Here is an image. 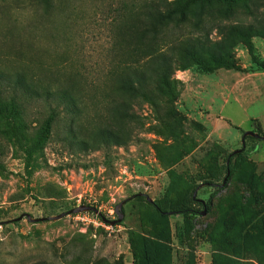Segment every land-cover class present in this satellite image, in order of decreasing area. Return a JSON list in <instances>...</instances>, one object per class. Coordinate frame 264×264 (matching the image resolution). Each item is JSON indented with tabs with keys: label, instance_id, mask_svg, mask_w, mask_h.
I'll return each mask as SVG.
<instances>
[{
	"label": "rangeland",
	"instance_id": "1",
	"mask_svg": "<svg viewBox=\"0 0 264 264\" xmlns=\"http://www.w3.org/2000/svg\"><path fill=\"white\" fill-rule=\"evenodd\" d=\"M135 2L0 0V91L5 97L19 92L31 135L51 106L61 116L37 154L39 166L31 178L21 151L0 125L5 166L0 170V264H135L130 228L157 246L162 264H264V140L242 141L249 130L264 134V67L253 61L245 43L235 49L238 68L206 63L177 70L174 99L155 103L157 108L136 106L139 118L130 124L113 120L123 145L88 150L69 145L63 105L42 88L39 95L29 91L28 84H59L87 100L91 80L112 60L130 56L122 26ZM234 10L233 22L253 24L255 55L264 60V0H235ZM19 74L24 87L16 82ZM168 108L176 111L177 137L160 129L157 110ZM214 143L229 152L244 151L227 187L197 189L207 214L161 217L133 197L141 192L152 199L189 198L208 169L223 162L208 152ZM122 201L124 220H104L117 218ZM81 204L97 207L103 216L84 211L57 220L28 219Z\"/></svg>",
	"mask_w": 264,
	"mask_h": 264
},
{
	"label": "trees",
	"instance_id": "2",
	"mask_svg": "<svg viewBox=\"0 0 264 264\" xmlns=\"http://www.w3.org/2000/svg\"><path fill=\"white\" fill-rule=\"evenodd\" d=\"M43 1L49 3L50 0ZM234 5L235 0H136L133 8L127 10L128 19L122 26V34L129 37L125 42L127 51L124 52L130 56L112 60L101 77L91 80L92 95L87 100L79 90L59 84H28L29 91L39 95L42 88L49 94L53 93L63 105L69 116L64 136L69 145L79 150L123 145L124 135L113 120L120 119L130 124L139 118L136 106L150 103L157 108L155 103L174 99L180 83L175 77L177 70L206 63H212L215 69L238 68L235 49L240 43H245L253 61L264 67V60L255 55L252 42L255 28L253 24L232 21ZM23 79L24 76L19 74L16 82L22 84ZM86 101L92 106V112ZM25 109L17 90L7 97L0 91V125L21 151L26 177L31 178L39 166L37 154L61 116L58 107L51 106L41 127L31 135L25 121ZM157 119L161 131L178 136L173 108L165 112L157 110ZM245 139L257 141L260 138L248 135ZM233 151L229 152L219 143L209 146L208 152L217 154L223 162L217 160L208 169L204 181L197 184L187 199L150 201L141 192L133 197L145 202L161 217H191L203 214L204 210L207 214L208 204L194 193L204 184L217 185L222 189L228 186L244 148L239 153ZM4 169L0 161V170ZM219 181L221 183H217ZM128 232L135 264H162L157 256V246L152 241L143 239L133 228Z\"/></svg>",
	"mask_w": 264,
	"mask_h": 264
},
{
	"label": "water",
	"instance_id": "3",
	"mask_svg": "<svg viewBox=\"0 0 264 264\" xmlns=\"http://www.w3.org/2000/svg\"><path fill=\"white\" fill-rule=\"evenodd\" d=\"M254 136V137H257V138H260L262 140H264V134H261L257 131H254V130H249L247 132L244 133L243 135V138H242V141H243V145L245 143V137L246 136ZM243 148H237L235 149L233 152L234 153H239L242 151ZM197 194V191H195L194 195ZM148 199L150 201H154V199H152L150 196H148ZM203 202H205V200H202ZM125 201H122L120 202L119 204H117L116 206V214H117V218L115 220H109L108 218H106L105 216H103V213L95 206H92V205H87V204H81L79 206H76L68 211H64V212H61L60 214L58 215H55V216H49V217H45V218H34L32 217L31 215H28V219L32 222H37L39 220H45V219H53V220H57V219H60L62 217H64L65 215L67 214H70V213H79V212H84V211H94L96 212L97 214L103 216V219L112 223V224H117V223H120L124 220V217H125V213L123 211V205H124ZM203 214H206V210L203 211ZM22 218V217H20Z\"/></svg>",
	"mask_w": 264,
	"mask_h": 264
},
{
	"label": "built area",
	"instance_id": "4",
	"mask_svg": "<svg viewBox=\"0 0 264 264\" xmlns=\"http://www.w3.org/2000/svg\"><path fill=\"white\" fill-rule=\"evenodd\" d=\"M80 200H81V196H80Z\"/></svg>",
	"mask_w": 264,
	"mask_h": 264
}]
</instances>
